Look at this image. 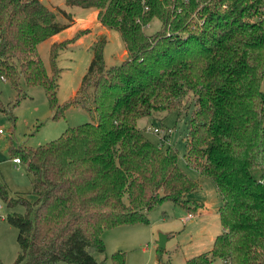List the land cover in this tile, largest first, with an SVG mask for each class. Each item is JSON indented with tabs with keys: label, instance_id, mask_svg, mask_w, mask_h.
<instances>
[{
	"label": "trees",
	"instance_id": "obj_1",
	"mask_svg": "<svg viewBox=\"0 0 264 264\" xmlns=\"http://www.w3.org/2000/svg\"><path fill=\"white\" fill-rule=\"evenodd\" d=\"M65 3L96 8L99 22L120 32L125 58L106 65L107 37L99 36L78 88L60 102L56 56L89 28L53 41L47 69L38 44L55 32L57 13H70L42 0H0V77L15 88V104L24 84L41 85L52 118L71 105L91 115L54 139L12 151L25 162L36 195L9 196L0 181L6 204L25 207L6 214L18 229L13 264H99L93 252H104V229L147 223L145 211L166 199L191 208L187 195L198 180L179 165L175 147L162 149L163 137L156 145L137 125L142 116L180 111L191 96L185 158L213 181L221 230L210 250L182 264H211L215 257L264 264V0ZM154 18L159 27L146 31ZM5 112L14 121L12 110ZM110 259L125 264V252L115 250Z\"/></svg>",
	"mask_w": 264,
	"mask_h": 264
},
{
	"label": "rangeland",
	"instance_id": "obj_2",
	"mask_svg": "<svg viewBox=\"0 0 264 264\" xmlns=\"http://www.w3.org/2000/svg\"><path fill=\"white\" fill-rule=\"evenodd\" d=\"M42 1L56 12L60 7L65 8L84 20H88L90 12L96 9L69 5L64 0ZM56 17L59 20L65 19L60 13H57ZM80 25L81 23L77 24L71 32H59L39 42L38 51L47 69H49L51 43L62 38L74 37ZM90 26L92 27L90 31L67 42L59 49L56 56L57 65L61 67L57 90L60 102L71 97L73 91L78 88L93 55V47L90 45L99 36L104 34L107 37L104 46L106 65L119 63L125 58L124 41L117 29L105 27L97 18ZM158 27L159 22L154 18L146 26V31L150 32ZM24 89L25 95L15 104L17 96L15 88L10 81L0 77V127L4 129V132L0 133V181L7 188L9 196L24 194L33 201L36 195L32 191L31 175L25 162L13 161L12 151L22 145L35 147L54 139L67 127L90 121L91 115L81 106L71 105L62 115L52 118V111L43 87L24 84ZM261 89L264 91V74ZM192 97L180 111L159 112L153 116H142L137 120V125L144 129L145 135L156 145H159L162 137L154 132L153 128H163L167 131L161 139L164 141L161 148L165 149L167 145L175 147L179 155V165L198 180L199 186L187 195V203L189 202L192 207L187 209L179 203L166 199L155 203L145 211L147 223L136 221L104 229L102 232L104 252H93L99 264H111V253L115 250L125 252V264H182L188 257L212 248L213 239L221 230L217 213L221 197L211 178L192 168L185 158V137L194 106ZM13 104L15 105L12 107ZM9 109L15 115L14 121L5 112ZM147 126L151 129H147ZM252 173L255 177L261 175L259 168H253ZM0 205V259L3 264H13L19 249L16 239L18 229L6 220V214L11 211L24 212L25 207L21 204L8 206L1 197ZM187 213H193V216L185 220ZM160 234L166 235L163 247H159ZM211 264H225V262L222 258L215 257Z\"/></svg>",
	"mask_w": 264,
	"mask_h": 264
},
{
	"label": "crops",
	"instance_id": "obj_3",
	"mask_svg": "<svg viewBox=\"0 0 264 264\" xmlns=\"http://www.w3.org/2000/svg\"><path fill=\"white\" fill-rule=\"evenodd\" d=\"M87 8H89V7H87ZM65 10L67 12H69L71 16L69 18H66V17L63 16L65 18L64 20H59V18L56 17L55 18V21H56V24H55V26H56L55 32L51 36H54L55 34H58L59 32L60 33L66 32V31L71 32L74 29V27L77 24H80V23H81L80 28L89 27V29L91 30L92 27L90 26V24H91V22H93L94 19L97 18V9L92 10L90 12L91 14L89 15V19H90V20L88 19L89 21L87 19L84 20L82 17L77 16L75 13L71 12L70 10H67V9H65ZM82 19L84 21H82ZM90 30H88V31H90ZM93 44H94V41H93V43L90 46L92 47ZM123 52L124 53L126 52V49L125 48L123 49ZM75 91H76V89L73 91V94H74ZM14 162H16V161H14ZM16 163H18V162H16Z\"/></svg>",
	"mask_w": 264,
	"mask_h": 264
},
{
	"label": "built area",
	"instance_id": "obj_4",
	"mask_svg": "<svg viewBox=\"0 0 264 264\" xmlns=\"http://www.w3.org/2000/svg\"><path fill=\"white\" fill-rule=\"evenodd\" d=\"M147 129H151V127L147 126ZM153 131L157 132L160 137H164V135H166L167 133V131H165L163 128H158V127L153 128ZM3 132H4V129L0 127V133H3ZM13 160L16 162H20L18 157H13ZM192 216H193V213H187L185 220L190 219Z\"/></svg>",
	"mask_w": 264,
	"mask_h": 264
},
{
	"label": "water",
	"instance_id": "obj_5",
	"mask_svg": "<svg viewBox=\"0 0 264 264\" xmlns=\"http://www.w3.org/2000/svg\"><path fill=\"white\" fill-rule=\"evenodd\" d=\"M166 235L160 234L159 235V247H163L165 245Z\"/></svg>",
	"mask_w": 264,
	"mask_h": 264
}]
</instances>
